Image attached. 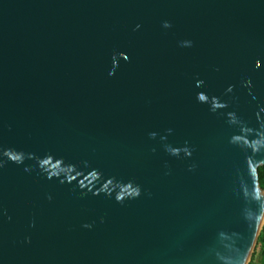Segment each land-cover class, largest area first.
<instances>
[{"label":"water","instance_id":"95a60500","mask_svg":"<svg viewBox=\"0 0 264 264\" xmlns=\"http://www.w3.org/2000/svg\"><path fill=\"white\" fill-rule=\"evenodd\" d=\"M262 166L264 0H0V264H247Z\"/></svg>","mask_w":264,"mask_h":264},{"label":"trees","instance_id":"16d2710c","mask_svg":"<svg viewBox=\"0 0 264 264\" xmlns=\"http://www.w3.org/2000/svg\"><path fill=\"white\" fill-rule=\"evenodd\" d=\"M257 173H258L259 188L264 192V166L259 167ZM262 251H264V222L258 234L252 255L256 252H259L260 260H262V255H261Z\"/></svg>","mask_w":264,"mask_h":264},{"label":"rangeland","instance_id":"374dc122","mask_svg":"<svg viewBox=\"0 0 264 264\" xmlns=\"http://www.w3.org/2000/svg\"><path fill=\"white\" fill-rule=\"evenodd\" d=\"M253 253V252H252ZM260 260V255L259 252L254 253L253 255L251 254L247 264H252L253 261H259Z\"/></svg>","mask_w":264,"mask_h":264},{"label":"snow or ice","instance_id":"6c2138e0","mask_svg":"<svg viewBox=\"0 0 264 264\" xmlns=\"http://www.w3.org/2000/svg\"><path fill=\"white\" fill-rule=\"evenodd\" d=\"M199 99L201 101H203L205 99V97L204 96H200ZM261 255H262V261H264V251H262Z\"/></svg>","mask_w":264,"mask_h":264},{"label":"clouds","instance_id":"9594fccd","mask_svg":"<svg viewBox=\"0 0 264 264\" xmlns=\"http://www.w3.org/2000/svg\"><path fill=\"white\" fill-rule=\"evenodd\" d=\"M252 264H264V261H262V260L253 261Z\"/></svg>","mask_w":264,"mask_h":264}]
</instances>
